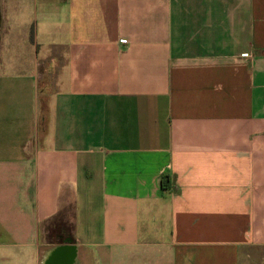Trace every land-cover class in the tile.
I'll return each instance as SVG.
<instances>
[{"label": "crops", "instance_id": "obj_1", "mask_svg": "<svg viewBox=\"0 0 264 264\" xmlns=\"http://www.w3.org/2000/svg\"><path fill=\"white\" fill-rule=\"evenodd\" d=\"M0 8V264H264V0Z\"/></svg>", "mask_w": 264, "mask_h": 264}, {"label": "rangeland", "instance_id": "obj_2", "mask_svg": "<svg viewBox=\"0 0 264 264\" xmlns=\"http://www.w3.org/2000/svg\"><path fill=\"white\" fill-rule=\"evenodd\" d=\"M0 14H1V8H0ZM0 24H1V15H0ZM25 28V32L26 33H30L31 32V28H29L28 26L27 27H23ZM68 221V218L66 219ZM59 222V221H58ZM53 227V226H52ZM58 227V226H56ZM55 227V228H56ZM54 231H63V232H68V226H62L61 228L58 227L56 229H53L51 230V232H54ZM64 246L65 243L64 242H61V241H55V240H52V241H44V242H39V246H38V257H39V260H38V263L37 264H46L45 260L47 259V253L52 251L53 249L59 247V246ZM45 254V255H44ZM44 255V256H43Z\"/></svg>", "mask_w": 264, "mask_h": 264}, {"label": "flooded vegetation", "instance_id": "obj_3", "mask_svg": "<svg viewBox=\"0 0 264 264\" xmlns=\"http://www.w3.org/2000/svg\"><path fill=\"white\" fill-rule=\"evenodd\" d=\"M61 242H64V241L61 240ZM68 242L70 244H68ZM64 243H65L64 246H66V245L71 246L72 245V242L70 240L65 241ZM51 255L52 256H50V258L45 261L46 264H55V262H57V264H74L73 261L69 260V258H67L66 255L63 254L62 252H60L58 255H53V254H51Z\"/></svg>", "mask_w": 264, "mask_h": 264}, {"label": "water", "instance_id": "obj_4", "mask_svg": "<svg viewBox=\"0 0 264 264\" xmlns=\"http://www.w3.org/2000/svg\"><path fill=\"white\" fill-rule=\"evenodd\" d=\"M68 244H70V243L68 242ZM74 251H75V247L66 245V246H59V247L53 249L51 251V254L58 255L60 252H62L63 254L66 255L67 258H69V260H71V258H72L71 255L72 254L74 255Z\"/></svg>", "mask_w": 264, "mask_h": 264}, {"label": "bare ground", "instance_id": "obj_5", "mask_svg": "<svg viewBox=\"0 0 264 264\" xmlns=\"http://www.w3.org/2000/svg\"><path fill=\"white\" fill-rule=\"evenodd\" d=\"M55 264H57V262H55Z\"/></svg>", "mask_w": 264, "mask_h": 264}]
</instances>
